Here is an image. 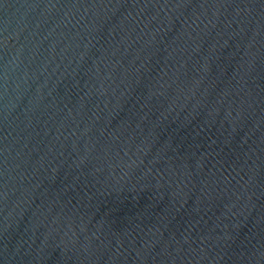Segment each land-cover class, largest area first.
<instances>
[{"label": "water", "instance_id": "obj_1", "mask_svg": "<svg viewBox=\"0 0 264 264\" xmlns=\"http://www.w3.org/2000/svg\"><path fill=\"white\" fill-rule=\"evenodd\" d=\"M0 264H264V0H0Z\"/></svg>", "mask_w": 264, "mask_h": 264}]
</instances>
